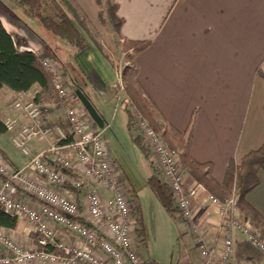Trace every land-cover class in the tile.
Listing matches in <instances>:
<instances>
[{"label":"crops","instance_id":"1","mask_svg":"<svg viewBox=\"0 0 264 264\" xmlns=\"http://www.w3.org/2000/svg\"><path fill=\"white\" fill-rule=\"evenodd\" d=\"M70 1L88 19L89 31L97 32L104 44L95 0ZM115 2L119 23L116 38L150 42L134 56V63L138 69L137 79L157 112L156 121L172 132L190 134V156L198 163L209 164L212 178L222 184L228 164L239 162L264 142V0ZM0 20L18 50L48 57L53 70L66 79L63 67L52 57L30 18L0 7ZM68 54L76 72L81 74V91L106 128L107 111L114 106L122 66L116 63L117 69H113L92 46ZM66 84L73 92L78 89L76 85ZM38 89L34 86L18 94L7 88L0 90V121L5 124L9 118L19 122L26 120L12 105L18 98L33 99ZM76 104L81 105L78 101ZM40 106L46 127H67L66 111L59 102ZM80 119L88 128L97 129L86 111L81 112ZM12 134L13 129L0 133V154L17 170L24 166L27 158L17 162L7 155L6 141H11ZM55 139L53 131L48 136L35 137L30 146L31 154H38ZM183 174L184 188L190 194L191 217L183 219L177 214L175 218L182 223L179 229L184 239L185 257L181 264H205L200 248L217 244L220 214L209 201L210 193L185 169ZM258 177L259 185L246 195V200L264 218V173L259 172ZM154 199L161 206L155 196ZM154 199L149 197L145 216L142 209L140 211L147 234L156 231ZM0 228L5 237L20 245L30 247L34 243L35 231L24 219H18L12 229ZM140 245L138 242L139 250ZM255 250L245 237L235 233L233 254L227 264H262ZM3 252L5 249L0 245V253ZM144 258L154 261L149 256Z\"/></svg>","mask_w":264,"mask_h":264},{"label":"built area","instance_id":"2","mask_svg":"<svg viewBox=\"0 0 264 264\" xmlns=\"http://www.w3.org/2000/svg\"><path fill=\"white\" fill-rule=\"evenodd\" d=\"M38 56L43 68L52 74L56 97L66 111L67 127H46L42 108L33 99L18 98L12 105L28 122L9 118L5 125L13 129L11 142L27 162L14 170L0 154V209L29 222L36 237L32 246H23L5 237L0 228V245L5 249L0 253V264H159L146 260L139 250L131 203L110 160L103 138L105 128L92 130L81 121L85 110L77 106L74 92L53 70L52 60ZM118 86L120 94L114 105L123 108L127 101L122 97L120 72ZM127 106L133 131L149 147L177 214L189 219L190 194L184 188L179 153L132 105ZM51 131L56 139L32 155L33 139ZM209 201L218 208L220 222L217 244L200 248L205 264L228 263L235 233L264 253V237L239 211L235 190L223 201L211 195Z\"/></svg>","mask_w":264,"mask_h":264},{"label":"trees","instance_id":"3","mask_svg":"<svg viewBox=\"0 0 264 264\" xmlns=\"http://www.w3.org/2000/svg\"><path fill=\"white\" fill-rule=\"evenodd\" d=\"M95 2L99 9L98 22L103 27L106 24V18L108 19L103 7H108L109 12L116 11L118 7L115 0H95ZM16 3L22 8L25 16L38 21L51 35L66 41L76 51H82L88 46H92L110 67L117 69L116 63L111 60L101 43L89 31L88 19L78 12L70 0H16ZM149 43V41L116 39L115 45L120 47L125 63L119 71L123 86L122 97L126 99L127 105L134 106L148 120L152 128L160 133L166 142L179 153L181 166L211 196L223 201L235 190L238 196L239 211L253 222L264 237V218L246 200V195L260 183L259 172L264 173V142L258 149L246 154L239 162L231 161L227 166L224 182L216 183L211 175V166L198 163L190 156L188 151L190 134L183 135L172 132L162 123L156 121L157 112L137 79L138 69L134 63V56L148 47ZM51 79L52 74L43 68L37 54L17 49L11 35L5 30L0 20V90L7 88L18 94L38 86L39 89L33 96L34 102L38 104L58 103ZM76 88L83 90L79 86ZM119 89L117 86L114 98L119 96ZM76 100L78 101L77 98ZM127 105L123 107L127 117V131L136 147L148 158V155H151L150 149L141 136L133 132L132 113ZM7 130L6 125L0 121V133H5ZM151 167L153 173L148 179V187L164 211L175 219L177 209L173 196L167 184L163 182L153 160ZM131 208L135 221V236L139 243H144L147 232L142 214L139 209L132 206ZM16 221L15 217L0 209V227L12 229L15 227Z\"/></svg>","mask_w":264,"mask_h":264},{"label":"rangeland","instance_id":"4","mask_svg":"<svg viewBox=\"0 0 264 264\" xmlns=\"http://www.w3.org/2000/svg\"><path fill=\"white\" fill-rule=\"evenodd\" d=\"M0 7L4 11H15L23 14L22 8L17 5L16 0H0ZM108 9L109 8L106 6L103 7L108 19L106 18V24L103 27L99 26L104 44L100 42L101 37L97 32L91 34L103 47L105 46L104 50L110 56L111 60L122 66L124 61L123 54L120 51V47L115 45L119 23L116 18V11L112 10L109 12ZM30 20L35 24L36 31L41 35V40L48 47L52 57L57 61L58 65L63 67L66 73L65 81L82 88L80 84L81 74L80 72H76L75 65L71 60L69 61L68 52H73L75 48L66 41L58 39L48 33L38 21ZM14 37L15 40L18 41L17 37ZM85 82L88 84L86 78ZM132 107L133 110H136L134 106ZM136 111L139 112L138 110ZM106 121L108 126H106L103 131V138L109 150L110 160L117 170V175L120 177L126 197L131 201V205H133L135 209H139L140 211L142 209L145 216V213L148 212L149 197L151 196L154 199L147 183L149 177L153 173L151 167L152 155L149 154L148 158H146L133 143L127 131V119L122 107L115 108V105L110 106L107 111ZM27 122V120L20 119L19 123ZM5 151L12 159H17V162L25 158V156L13 146L10 140L6 141ZM155 202L156 205L153 214L156 231H154L153 234H147L145 242L143 244L141 243L140 251L142 256H149L159 264H176L177 262L181 264L185 257V247L183 246L184 239L179 229L182 223H179L181 222L180 219L177 221L171 218L162 207L159 206L156 200ZM146 223H148L147 219ZM259 232L261 234L260 230ZM255 253L259 257L258 261L264 264V255L262 252L256 249ZM186 256H188L189 259L192 258L191 254L186 253Z\"/></svg>","mask_w":264,"mask_h":264},{"label":"water","instance_id":"5","mask_svg":"<svg viewBox=\"0 0 264 264\" xmlns=\"http://www.w3.org/2000/svg\"><path fill=\"white\" fill-rule=\"evenodd\" d=\"M74 94L92 122L97 126V128L102 129L104 126L103 120L85 94L80 89H75Z\"/></svg>","mask_w":264,"mask_h":264}]
</instances>
